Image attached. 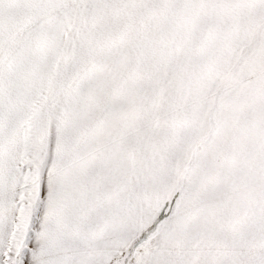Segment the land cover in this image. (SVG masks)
Wrapping results in <instances>:
<instances>
[{"label": "snow or ice", "instance_id": "6c2138e0", "mask_svg": "<svg viewBox=\"0 0 264 264\" xmlns=\"http://www.w3.org/2000/svg\"><path fill=\"white\" fill-rule=\"evenodd\" d=\"M0 264H264V0H0Z\"/></svg>", "mask_w": 264, "mask_h": 264}]
</instances>
